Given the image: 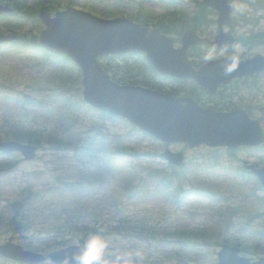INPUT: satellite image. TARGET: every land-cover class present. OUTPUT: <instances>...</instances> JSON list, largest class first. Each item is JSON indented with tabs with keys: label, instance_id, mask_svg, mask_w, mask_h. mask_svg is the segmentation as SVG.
Segmentation results:
<instances>
[{
	"label": "rangeland",
	"instance_id": "1",
	"mask_svg": "<svg viewBox=\"0 0 264 264\" xmlns=\"http://www.w3.org/2000/svg\"><path fill=\"white\" fill-rule=\"evenodd\" d=\"M18 1L27 3L28 6L25 9H28L31 14L28 16L25 14L26 17L21 20V28L15 27L16 32L8 31V24L11 22V18L15 17L14 15L8 17V19H1L0 31L15 34L27 32L28 36L34 34L38 36L45 27L39 19V12L42 9L40 0ZM70 1L63 0L59 10L66 9ZM76 1L77 5L72 4V6L82 10L87 11L85 4L94 2L99 8L110 7L118 14V16H104L95 13L102 18L121 16L131 18L144 4L145 7L152 8L157 13V17L150 22V27L152 28L155 27L154 24L157 18L166 15L167 10L176 9L178 14H184L189 18L192 17L203 0H170L167 3L160 0ZM0 4H8L15 8L16 13L14 14L19 13L12 0H0ZM182 10H185V12H182ZM51 12L55 14L54 10ZM232 16L234 24L231 30L238 38V43L223 50L200 46L201 48L195 50L196 54L192 58L193 60L203 62L227 55L251 58L257 54H264V44L245 46L240 41L246 34L264 32V0H241L234 5ZM217 18L218 14L215 13H211L206 17L207 22L204 25L205 27L203 26V35L214 38L218 34ZM171 35L177 39L176 45L179 47L181 41L178 40V37L180 36ZM28 40L30 38H24V42ZM27 43L31 45L30 41ZM8 49H10L8 44L0 45V90L4 92L0 93V121L8 115H12L16 109L18 111L19 100L25 99V95H28L30 98L28 103L25 104L26 110L23 109V112H21L26 123L33 125L47 123L51 127L56 128L66 141L77 142L82 139V141L89 139L88 144L96 153L91 156L77 157L75 150H60L57 147L51 148L49 145L41 148L37 158L33 161H25L20 153H0V243L13 242L21 245L24 249L44 254L70 245H81V240L89 235L84 236V234H81L77 236L65 233V231L63 233L48 232V230H52L51 226L61 225L67 221L70 213L66 210V206L69 207L70 200L75 199L74 202L80 200L82 203L86 200V204L91 209L96 203L99 205L102 203L106 205L107 203L104 216L98 221L99 223L95 222L92 216H86L84 217L85 219L82 217L81 219H83V225L101 230L100 234L108 241L105 255L109 256L110 264H123L122 261H117V255L132 256L134 264H217L218 252L221 249V245L226 243L225 240H229L230 242L228 243L232 245L241 247L237 245L241 244L247 247V251H244L241 247L242 253L250 257L252 261L264 256V252L257 251V248H264V214L259 215L260 212H264V208L259 206L257 202L258 196H264V188L259 185L260 181L258 182L256 178L244 174L245 167L243 163L248 161L263 166L264 145L258 148H241L234 153L235 158H230L226 155V148L212 149L208 146H201L192 149L184 144H166L149 137L142 138L141 133H135L132 137V134L128 132L131 129V125L124 120L119 118H101L95 114L94 110L88 108L89 105L86 102V105L78 102L79 99H82V90L78 89L79 84L72 80H62L63 73L59 75L55 66L48 67L42 55L39 58H35L34 55L30 54L33 52L31 48L27 53H18L15 50ZM52 55L53 52L50 56L54 58ZM113 58H102L101 63L110 65L117 61V64H120V60ZM134 59L132 58L131 60ZM139 72L142 71L139 70ZM70 73L74 77L77 76V68L74 66ZM8 83L13 84V86L8 87ZM159 83L163 90L170 86V84L163 82ZM251 86L252 97L249 96L247 98L246 104L248 107L251 106L252 115L262 121L264 128V73L253 77ZM92 124H97L98 126L104 124L105 128H103V131L105 135L111 137V140L117 141L116 144L120 142L123 136H129L133 140L137 139L140 141L143 151L152 155H147L141 159L132 157L135 164L171 169L167 160L160 156L161 153L166 149L172 151L183 150L186 155V164L179 170L180 179L185 187L190 186V180L194 179L193 176L196 175V169H198L196 164L199 165L203 162L205 167H211V159L208 160L205 157L206 155L220 156L222 165L227 167L230 172L223 173L220 176L208 172L205 178H208L210 182L222 185V188L227 185V188L222 191L224 194L219 193V199L214 200L191 195L183 201V193L178 190L171 200L172 202L165 200L166 197H161L164 201H160L154 196L147 201L141 199L130 201L124 197L125 199L122 200L126 203V207L119 209L115 205L108 204L110 202L109 198H111L108 195L113 190L111 186L101 189V187L90 185L87 186L89 190L85 193V198L83 193L73 195L72 192H69L72 197L67 200L61 199L60 196L56 199L57 203L45 200L51 207H46L45 216H39L35 219V214L39 211L38 208H43L46 203H39V200L33 195L37 191H46L45 193L47 194L49 189L50 194H52L54 193L53 187H64L57 180L59 176H64L70 172L79 175V173L90 171L96 175H108L110 165L113 164L109 162L110 158L106 151H99L102 149V139L96 131L91 129L90 126ZM132 159L127 157L128 162ZM117 161L122 160L117 159ZM14 163L16 165L12 167L11 165ZM214 170L222 172L219 167ZM72 179L76 180L77 177L75 176ZM245 179L248 180V185L240 186V183H246ZM234 181L238 184H235ZM177 182H179L178 179ZM77 187L80 192L84 188L86 189V187L79 184ZM170 192L171 189H167V193ZM105 194L108 196L106 197L107 202H104L105 200L101 201ZM225 196H231V198L227 199ZM29 198H31V201L25 205L22 215L19 217L14 216L10 205L16 200L27 201ZM208 211L211 213L209 214ZM13 218L22 226L16 229L17 232L13 231L9 226V222ZM121 218L129 220L130 225L136 227L138 231L140 226L139 229L137 226L140 220L144 218L147 219L149 224L159 229L161 228V230H165L168 226L171 230H174L178 227L201 229L209 225L217 229L216 239L212 243L194 242V240L182 243L162 236H159L158 239H139L134 235L128 238L124 234L110 233L109 227L119 224L118 221ZM27 225H30L28 230L24 228ZM42 229L46 231H42ZM138 255L142 259L136 260ZM171 255L173 256L171 257ZM0 264L23 263L0 258ZM42 264L54 263L48 260ZM64 264L69 263L65 262Z\"/></svg>",
	"mask_w": 264,
	"mask_h": 264
},
{
	"label": "water",
	"instance_id": "2",
	"mask_svg": "<svg viewBox=\"0 0 264 264\" xmlns=\"http://www.w3.org/2000/svg\"><path fill=\"white\" fill-rule=\"evenodd\" d=\"M237 0H205V5L219 13V34L215 39L188 30L182 37V46L176 48V38L149 28L129 18L104 19L76 7L58 11L55 16L46 9L39 17L46 24L37 43L58 53L65 54L80 65L83 71V97L89 105L112 115L121 116L141 130L164 142L188 143L191 147L207 144L210 147L228 146L237 149L242 145L258 146L264 143L261 122L253 119L244 109L220 112L201 107L191 98H180L141 85L119 84L111 78L100 64V58L126 53H146L147 59L162 74L192 78L214 94L220 83H228L234 77L264 70V56L243 59L230 55L212 60L196 71L190 59L191 49L209 44L215 49H225L236 40L232 31L224 27L233 25L232 8ZM14 11L8 5L0 4V16ZM15 34L0 33V43L18 40ZM232 66L231 72L227 71ZM39 146L16 140L1 141L3 153L20 152L25 160L37 157ZM162 157L171 164L180 166L185 161L184 152L167 149ZM264 185V167L248 165ZM11 208L20 216L24 203L15 201ZM81 245H71L55 250L49 257L56 264L68 258L76 264L73 254H79ZM0 255L18 262L40 263L47 257L42 253L25 250L13 242L0 243ZM218 264H264V257L257 261L243 256L240 248L224 244L218 253ZM103 258L101 264H105Z\"/></svg>",
	"mask_w": 264,
	"mask_h": 264
},
{
	"label": "trees",
	"instance_id": "3",
	"mask_svg": "<svg viewBox=\"0 0 264 264\" xmlns=\"http://www.w3.org/2000/svg\"><path fill=\"white\" fill-rule=\"evenodd\" d=\"M12 1L19 13L15 14V17L11 18V22L8 24V31L16 32L15 27L21 28L22 18L26 17L25 14H27V16L30 15L31 12L28 9H25L28 6L27 3L18 0ZM62 3L63 0H40V7L51 11H56L60 9L59 7L60 5L62 6ZM72 4L77 5V1L71 0L68 3V5ZM85 7L96 14H102L104 16H118L117 12L114 9L110 7L105 9L99 8L94 2L86 3ZM177 12L178 11L176 9L167 10L166 15H163L161 18H157L154 25L160 27L166 34H176L178 36H181L187 29H194L200 34H204L203 26L207 22L206 17L211 13L216 14L214 10L206 7L203 2L200 4L197 12L190 18L188 16L186 17L184 14L180 15V13L178 14ZM182 12H185V10H182ZM131 17L134 20L142 23L143 25L150 26L151 20L157 17V13L152 8H147L144 6V4H142L141 9ZM246 19L247 18L245 16V20ZM19 35L21 36L20 41L12 43L9 46L10 49L8 50H15L18 53H27L31 48L33 52L30 54L34 55L35 58H39L40 55H42L43 59H45V64H47L48 67L55 66L59 75L63 73L62 80H72L75 83H78V89L80 91L82 90L81 72L79 68H77L78 74L75 77L72 75V73H70L72 72V69L75 65L73 63L71 64L69 62L70 60L67 57L53 53L52 56H54V58H51L50 55L52 52L50 50L44 49L37 45V43L35 42V34L32 36H28L26 32L24 34L19 33ZM24 38H30V40L28 41L31 42V45L27 43L28 41L24 42ZM240 41H242L244 45L248 46L264 44V32L252 33L250 35L246 34L240 39ZM198 48L201 47H196L195 50H197ZM193 53L196 54L195 51ZM132 58L135 59L131 60ZM115 59L119 60L117 58ZM121 59L122 61H125L124 64H110L105 67L106 70L112 72L114 79L121 83L142 84L144 86L161 89L159 83H157L152 77H150L149 73L139 72V70L142 71L150 68V66L145 63L147 62V60L144 56L131 55L129 57H121ZM11 86H13V84L8 83V87ZM0 93L4 92L0 90ZM29 98L30 96L25 95V99L19 100L17 106V108H19L18 111L16 109V111L12 113V115H8L6 118L0 121V141L15 139L22 142L39 144L41 148L49 145L51 148L57 147L60 150L72 149L75 150V154L77 157H83L85 155H95L96 151L88 144L89 139H85L84 141H82V139L77 142L66 141L60 135L59 131L56 128L51 127L47 123L35 125L26 123L21 112H23V109L26 110L25 104L28 103ZM78 102H80L82 105H85L82 99H79ZM88 108L90 110H93L90 107ZM97 113L102 118L111 117L108 114L99 111H97ZM90 127L92 130L96 131L102 139V149H100L99 151H106L109 155V158L111 159V163H113L116 159H121L122 161L120 165L110 167L108 170V175H96L90 171L79 173V175L72 174L70 172L69 174H66L64 176H59L57 180L59 183L63 184L64 187H53L52 189L54 190V193L52 194H50L49 189V192H47V194L45 193L46 191H37L35 195H33V197L35 196L39 200V203H46L43 208H38L40 212H36L35 219H37L39 216H45L46 207H51V205L48 202H45V200H49L51 203H57L56 199L58 196H60L61 199L67 200L69 197H72L71 194L69 195V192H72L73 195L80 192L77 187L78 184L83 185V187L95 185L99 188L101 187V189H105L106 186L107 188L111 186L113 190L112 193L108 195L111 197L109 198L110 202H108V204L110 203V205H115L119 209H124L126 207V203L122 200L125 199L124 197H126L128 200H135L144 198L148 199L151 196L163 197L162 195L168 194L169 198L172 200L178 190L183 191L184 184L183 181L180 180L179 170H177L175 167H172V169H165L156 168L154 166H143L142 164H134L132 161L127 162L126 159L128 156L133 157L134 159H141L147 155H152L151 153L143 151L140 141H138L137 139H131L135 133H139L138 129L135 126H132L128 131L130 134H132V137L123 136L118 144H116L117 141L111 140V137L105 135L103 131V128H105L104 124L99 126L97 124H92ZM140 135L142 136V138L149 137L144 133ZM15 165L16 163L11 166L15 167ZM201 167L202 166H200L199 169H201ZM75 176L77 177L76 180H78L79 178L81 179L79 181L73 180L72 178H74ZM193 177L194 179L192 178L190 180V188L191 190L197 191L202 196H209L210 198H213L215 196V193L220 190L217 183L208 181V178H203L202 176L199 177L196 175H194ZM176 178L179 179V184H175L174 180ZM167 189H171V192L167 193ZM84 190L88 191L89 189L84 188ZM219 193L224 194L222 191H220ZM108 196H106V194L103 195L101 201L105 200L104 202H107L106 197ZM229 197L231 198V196H225V198L227 199H229ZM30 201L31 198L27 199L26 202L29 203ZM74 201L75 199L70 200V209L68 206H66V210L70 213V217L67 219V221L61 225L51 226L52 230H48V232L53 231L55 233H63L65 231V233H71L77 236L81 234H84V236H86L90 235V233H101L100 229L90 228L87 225H83L82 220L85 219L84 217L86 216H92L95 222L99 223L98 221H100L104 216V210L107 203L106 205H103V203L100 205L96 203L91 209V207L86 204V200H84L83 203L82 201L80 202V200H78L77 202ZM259 203L260 206L264 208V198H259ZM82 217L83 219H81ZM118 223L119 224H117L116 226L109 227L110 233L124 234L126 237L134 235L139 239H158L159 236H162L165 238L178 240L182 243L190 242L192 240H194V242H215L214 240L216 239L215 235L217 231V229L213 228L212 226H205L201 229L178 227L174 230H171V228L168 226L165 230H161V228L159 229L158 227L149 224L146 218L140 220L139 225L137 226L138 229L140 226L139 231L136 230V227H132L130 225V221L125 218H121ZM9 226L15 232H17L16 229L22 227L20 223L16 222L15 218H13L11 222H9ZM29 226L30 225H27L24 228L28 230L30 229ZM42 231L46 230L42 229ZM83 240L84 239H82L81 241ZM225 242L230 241L225 240ZM238 245L242 246L241 244ZM242 248L244 251L248 250L247 247L242 246ZM257 251L264 252V248H257ZM172 256L173 255H171V257ZM107 257L109 259V256ZM168 257L170 258L169 255Z\"/></svg>",
	"mask_w": 264,
	"mask_h": 264
},
{
	"label": "flooded vegetation",
	"instance_id": "4",
	"mask_svg": "<svg viewBox=\"0 0 264 264\" xmlns=\"http://www.w3.org/2000/svg\"><path fill=\"white\" fill-rule=\"evenodd\" d=\"M192 63L195 70L198 71L208 65L210 61L199 62L194 60ZM120 64H124V62H121ZM151 69L152 71L147 70L146 73H149L150 77H152L157 83L163 82L165 84H170L167 89L164 88V91L180 97H190L196 100L202 107L224 112L234 111L239 107H242L247 111L250 109L251 106H247L246 100L249 96L252 97L251 81L253 77L259 74L249 73L244 76L234 77L228 83H220L216 92L211 94L208 93L205 87L195 79L164 76L153 67Z\"/></svg>",
	"mask_w": 264,
	"mask_h": 264
},
{
	"label": "clouds",
	"instance_id": "5",
	"mask_svg": "<svg viewBox=\"0 0 264 264\" xmlns=\"http://www.w3.org/2000/svg\"><path fill=\"white\" fill-rule=\"evenodd\" d=\"M233 67H228L227 71L231 72ZM108 248V241L100 233H93L87 236L81 243L79 254H73V259L76 264H101L104 258L106 249ZM117 261H122L123 264H134L132 256L117 255ZM142 257L139 255L136 260Z\"/></svg>",
	"mask_w": 264,
	"mask_h": 264
}]
</instances>
